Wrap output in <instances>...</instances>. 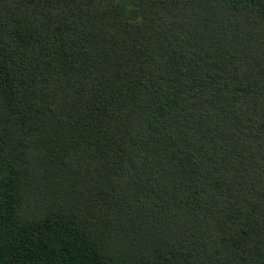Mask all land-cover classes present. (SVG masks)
Listing matches in <instances>:
<instances>
[{
  "label": "trees",
  "instance_id": "16d2710c",
  "mask_svg": "<svg viewBox=\"0 0 264 264\" xmlns=\"http://www.w3.org/2000/svg\"><path fill=\"white\" fill-rule=\"evenodd\" d=\"M0 264H264V0H0Z\"/></svg>",
  "mask_w": 264,
  "mask_h": 264
}]
</instances>
